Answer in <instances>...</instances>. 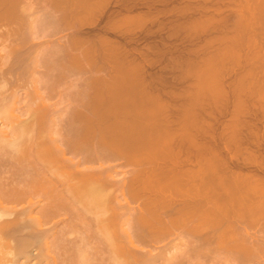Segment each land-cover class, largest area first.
<instances>
[{
    "label": "bare ground",
    "instance_id": "1",
    "mask_svg": "<svg viewBox=\"0 0 264 264\" xmlns=\"http://www.w3.org/2000/svg\"><path fill=\"white\" fill-rule=\"evenodd\" d=\"M32 1L0 0V264H264V185L219 181L187 109L170 120L107 45L103 81L87 49L46 45L76 0H45L63 31Z\"/></svg>",
    "mask_w": 264,
    "mask_h": 264
},
{
    "label": "rangeland",
    "instance_id": "2",
    "mask_svg": "<svg viewBox=\"0 0 264 264\" xmlns=\"http://www.w3.org/2000/svg\"><path fill=\"white\" fill-rule=\"evenodd\" d=\"M32 2L34 16L48 6L53 8L49 4L53 1ZM76 9L79 13L75 12L71 20L67 18L72 23L77 20V27L73 23L76 29L67 23L64 16L69 15L63 10L60 15L64 21L57 15L59 10H54L56 15L47 10V16L54 14L60 28L52 26V29L63 31L66 23L74 29L64 27L66 30L57 35L55 29V36L51 30L50 37L44 36L50 39L43 37L36 41L32 37L31 42L45 40L51 46L58 41L67 50L73 49V54H79L81 48L87 49L92 54L88 63L94 62V66L90 65L91 69L87 64L84 69L95 71L93 76L100 69L97 75L100 81L106 77L102 74H107L113 60L123 61L124 67L131 66L130 69L135 66L139 70L135 72L140 86L160 98L164 115L177 122L189 112L190 134L195 141L202 142L206 167L219 173V181L231 180L232 174H237L246 181L255 180V184L264 185V0H78V3L76 0ZM59 21L66 23L62 26ZM71 38L78 50L74 51V43L71 48ZM106 45L107 56L115 54L117 59H105ZM86 63L84 60L83 65ZM98 65L100 68L93 71ZM93 76L96 81L99 79ZM177 144L183 147L182 152L195 157V146L187 147L181 141ZM1 161L0 182H3L10 175L6 171L12 168L4 166L11 163ZM18 178L24 180L23 175ZM18 178L13 182L22 183ZM63 219L62 223L66 224L68 219ZM60 224L58 228L63 225Z\"/></svg>",
    "mask_w": 264,
    "mask_h": 264
}]
</instances>
